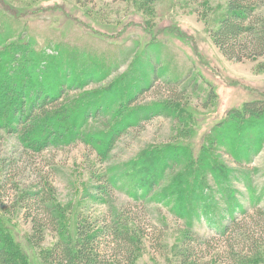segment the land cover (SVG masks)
<instances>
[{"label": "rangeland", "instance_id": "374dc122", "mask_svg": "<svg viewBox=\"0 0 264 264\" xmlns=\"http://www.w3.org/2000/svg\"><path fill=\"white\" fill-rule=\"evenodd\" d=\"M225 6L226 0H92L86 3L79 0H0V46L7 45L10 49L13 45L17 49L12 55L14 62H4L5 68H0V90L5 95V99L0 96V121L4 122L19 102L16 84L21 78L13 76L17 71L13 73L14 67L24 72L23 75L25 67H29L36 77L33 92L41 89L39 75H43V79L47 75L55 85L57 78L70 75L62 97L52 108L47 107L51 109L50 118L60 116L56 109L52 110L56 105L61 108L58 110L63 108L71 117L80 118L83 109L80 104L90 103L101 105L100 111L108 107L111 113L103 114L113 124L127 117L130 122L136 121L135 126L123 130L117 138L111 162L131 160L133 163L153 147L155 151L151 156H163L162 150L178 146L190 149L192 162L183 157L181 151L179 167L174 168L177 170L167 167L164 176L150 184L154 188L148 199L132 196L133 191L140 189L137 180L141 170V176H145V167L136 171L130 168L128 172H133V182L125 179L123 190L112 191L116 204L127 209L133 222L139 223L142 229L133 264H184L174 250L188 226L211 240L206 249L198 248L197 264L227 262V238L235 231L228 230L225 241V236L217 229L222 219L226 217L225 223L228 215H234L242 222L248 219L256 222L257 207L264 208V132H260L264 131L263 120L256 122L259 127L255 131L248 127L235 128L232 143L229 141L247 156L261 135L262 146L250 162L237 163L227 150L226 140L211 141L217 123L229 109L240 108L246 101L264 100V55L242 61L227 59L212 42L210 28L224 14ZM20 42H27L29 52L23 48L25 44L17 46ZM126 46L135 52L128 62L122 50ZM9 49L7 52L11 53ZM18 52H22L21 56ZM148 53L155 54L154 64L160 62L159 66L166 67L159 75L170 74L171 78L180 80L171 82L173 87H168L159 78L135 99L136 91L149 79L152 60ZM38 60L41 61L37 63ZM51 60L58 66L48 64ZM85 74L90 78L85 79ZM190 77L194 80L183 87ZM9 78H13V83L8 87L6 79ZM124 78L131 83L127 85ZM123 87L125 93L121 92ZM50 89L53 94L55 87ZM170 96L178 99L177 104L174 103L177 119L159 114L138 121L141 115L137 112L141 107ZM30 99L37 100L31 93L26 99L27 105ZM40 103L45 107L44 100ZM130 111L133 112L131 116ZM92 120L84 118L80 126L87 127ZM45 126L43 123L40 128ZM7 127L0 128V181L7 184L6 190L0 191V215L16 232L26 256L25 264H47L39 258V250L26 243L29 223L21 219L16 210L12 213L7 210L13 209L14 184L27 186L40 176L50 180L71 231L79 216L78 198L88 186L91 173L106 166L96 158L89 144L66 145L58 141V135L54 136L57 147L40 153H24L12 128ZM96 131H99L97 136L103 138L102 147L107 139L104 137L106 130ZM211 145H215V149ZM173 152L175 157L179 156L175 149ZM193 191H200L199 200L203 205L195 215L187 206ZM103 211L104 206L91 204L83 213L94 222ZM53 238L54 234L49 233L40 248L49 247ZM260 249L264 254V245Z\"/></svg>", "mask_w": 264, "mask_h": 264}, {"label": "trees", "instance_id": "16d2710c", "mask_svg": "<svg viewBox=\"0 0 264 264\" xmlns=\"http://www.w3.org/2000/svg\"><path fill=\"white\" fill-rule=\"evenodd\" d=\"M79 1L86 3V1L89 2L92 0ZM209 34L213 44L227 59L242 61L263 56L264 0H226L224 14L221 15L217 19L216 24L210 28ZM20 43L21 44L17 46L21 47L25 44L23 48L29 52V47L26 45L27 42ZM8 49L7 45L0 46V56H2V58H0L1 69L5 68L3 66H5L6 63L4 62H14L12 55H14V51L17 49H15L13 45L9 49V51H12L11 53L7 52ZM122 50L124 59L128 62V59L131 56L133 57L135 52L130 46H126V48ZM21 53L18 52V56H21ZM148 57L152 60H150L151 69L148 71L149 79L145 85L136 91L135 99L140 93L146 90L148 91L151 88V84L159 78H162V81L168 87H173L171 82L180 80V78H171L170 74L169 76H164L163 74L159 75L161 73L160 70L162 68L165 70L166 67L164 65L159 66L160 62L153 63V59L155 58L154 53H148ZM39 61L41 60H38L37 63H39ZM1 62L4 65L1 66ZM50 63L53 67L58 66L55 61H48V64ZM37 69L39 68L37 67ZM15 70H17L16 74L14 73ZM25 70L27 73L24 74L26 75L25 79L22 77V73L24 72H21L15 67L13 71L14 74L11 73L14 77L21 78V81L16 84L19 102L13 108V113L5 118V123L0 121V128H6V126H8L7 128H12L11 131L14 132L16 141L24 153L30 151L40 153L49 147H57L55 146L57 141H54L55 135L59 136L58 141L66 145L77 142L87 143L95 151V154H97L96 158L101 163H104L106 167L101 171L93 170L91 173L88 186L78 198L79 216H76V221L74 226L72 225L73 229L71 228V231L69 230L68 223L65 221L63 211L56 200V189L54 185L50 180L42 176L30 181L26 184L27 186L14 184L15 196L11 204L13 209L7 210L11 213L13 210H16V212L20 214V218L29 223L30 231L26 237V243L34 250L38 249L40 254L39 258L47 264H133L135 253L138 248L137 239L142 229L138 221H136L138 224L133 222L134 218L129 216L127 209H124L122 205L118 206L116 204L112 196V191L117 188L123 190L125 179L133 182V180H131L133 179V172H128L130 168L136 171L140 169L139 167H145L146 174L144 175L148 176V178L141 176V170L139 179L137 180L140 189L137 192L133 191L132 196L135 199H148L151 193H153L152 190L154 188V186L150 184H152L153 181L155 184V181L162 178L167 167H170L172 171L177 170L174 168L179 167L181 162V151L183 157L185 156V158H188L189 162H192L194 158L193 156L191 158L190 149L187 150L184 146H178L165 151L162 150L163 153L158 151L163 156H151L152 152L155 151V147H153L151 151L146 152V154H144V152L142 156L133 163L131 160L122 163L111 162L113 147L117 138L122 135L123 130L135 126L134 123L136 121L130 122L131 120L127 117L126 119L122 118L124 119L123 122L121 119L119 121H114L113 124L104 117L103 114L111 113L108 107L103 109V112L100 111L101 105H90V103L80 104V106L83 107V109H81L82 117L80 118H75V116L71 117V114L63 108L62 110H58L61 109L57 108L59 105L54 106L52 110L56 109L58 113H60V116L58 118H50L52 116L49 114L51 109L47 107L51 106L50 108H52L62 97L60 96L61 92L66 88L65 86L69 84L68 82L70 79L67 78V76L70 75L67 73L62 78H57L58 81L56 85L53 84L52 80L49 79L47 75H45L46 79H43V75H39L37 78H41L39 79L42 82V85H40L41 89L33 92L36 77L31 68L25 67ZM87 77L90 78V75L85 74V79ZM11 79L13 80V78L6 79L8 87L13 83ZM124 80L127 82V85L131 83L128 79L124 78L123 82ZM192 80H194L192 77L186 79L183 87H186ZM54 87V93L52 94L50 88ZM125 90L126 88L123 87L121 92L125 93ZM181 92L182 91H180V93ZM31 93H33L37 100L35 101V99H33V101H31V98L29 102L30 105H27L26 99ZM0 96H2V99H5V95L1 90ZM110 99H112L111 96ZM40 100H44L45 107L40 103ZM109 101L112 102L111 100ZM176 101H178L176 96H170L148 106L141 107L137 112L141 115L138 121L141 122L159 114L173 120L177 119L175 112L176 107H174L177 104ZM174 103L176 104L174 105ZM130 104L131 103H128V105ZM132 114L133 112L130 111V116ZM84 118L86 121L93 119L91 124L87 127L80 126ZM135 118H138V116H135ZM260 120L264 122V100L257 99L246 101L240 108L234 107L227 111L225 117L217 123L211 141H216L218 143L222 140H226L227 150L229 149L228 151L231 152L237 163H242L243 161L250 162L256 150L261 148L260 145L262 146V136L259 135L254 148L251 152L249 151L247 156L241 154L236 146H231V140L236 134L235 128L248 127L251 131H255L259 127L256 122ZM56 122L59 125L56 126ZM43 123L46 125L45 128H40ZM55 127H57V129ZM102 129L106 130L104 137L107 139L104 140L103 146L101 147L100 144L103 138L97 136L99 131L96 130ZM260 132L263 133L264 131ZM250 133V135H252V132ZM229 141L231 142L230 144ZM211 146L215 149V145ZM174 149L179 156L176 155L177 157H175V153L173 152ZM131 163L134 166L131 167ZM190 166H192V163ZM216 166L217 165H215V167ZM218 167L219 166H217V168ZM5 182L2 183V181H0V191L2 192L3 189L6 190L7 184H5ZM198 186L201 187L200 185ZM191 194L192 197L187 206L189 207L188 210L190 213L195 215L196 211H201L203 208L199 200V196L202 194L200 191H198V193L193 191ZM1 202L3 201L1 200ZM179 202L182 205V202ZM91 204L104 206V211L94 222H91L83 213ZM243 213H245V210ZM256 216V222L254 219H248L247 222H242L234 215H228L225 223L223 220L226 217L222 219V223L219 224L220 226L217 229L225 236V241L226 235L228 234L227 232H229L228 230L232 233L235 231L234 235L230 236L228 234L229 237L227 241L229 245H227L228 248L226 249L227 262L225 261L222 264H264V254L262 249H260V247L264 245V208L257 207ZM251 217L252 216H250V218ZM49 233L54 234L53 241L49 247L42 250L40 248L41 244L45 241ZM16 237L17 235L16 232L13 231V227L7 224L0 215V264H25L26 256L19 243L20 241L17 240ZM210 244V239L188 226L182 232L174 252L182 263L197 264L198 257L195 254L198 248L200 250L206 249ZM214 255L216 256L217 252H214L213 256Z\"/></svg>", "mask_w": 264, "mask_h": 264}]
</instances>
